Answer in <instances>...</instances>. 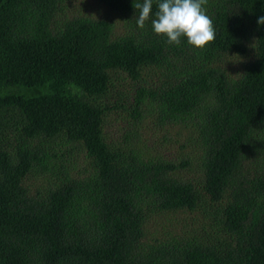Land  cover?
Listing matches in <instances>:
<instances>
[{"label": "trees", "instance_id": "16d2710c", "mask_svg": "<svg viewBox=\"0 0 264 264\" xmlns=\"http://www.w3.org/2000/svg\"><path fill=\"white\" fill-rule=\"evenodd\" d=\"M69 1L0 0V264H264V0H208L216 35L202 49L154 33L158 0L143 29L142 0H97L120 34L65 16ZM250 47L230 73L224 57ZM119 112L133 123L121 139L106 126ZM151 115L197 135L201 182L179 173L190 158L139 146ZM177 211L198 212L202 232L149 238Z\"/></svg>", "mask_w": 264, "mask_h": 264}, {"label": "rangeland", "instance_id": "374dc122", "mask_svg": "<svg viewBox=\"0 0 264 264\" xmlns=\"http://www.w3.org/2000/svg\"><path fill=\"white\" fill-rule=\"evenodd\" d=\"M65 16H91L95 18H109L114 21L115 33L124 32L123 20L120 15L105 6L97 0H71L64 2ZM61 19V17H60ZM254 57V49L250 47V52L246 55H230L225 56L222 61L228 71L233 75H240L243 72L245 65ZM148 84L157 81L159 75L155 69H146L143 72ZM129 82V83H128ZM125 83H128L129 88H132L134 82L126 78ZM155 117L149 116L145 122L139 123L138 132L141 138H138L139 146L143 149L146 155L161 156L166 159L179 160L182 157H188L192 160V165L181 170V177L191 178L201 182V169L199 166L200 147L196 138V134L192 130H187L180 125L168 124L165 127L158 126L154 122ZM133 125L132 119L128 112L113 113L108 117L107 128L113 132V136H118L121 139V134L124 129H128ZM136 127V126H135ZM138 127V126H137ZM193 137V138H192ZM123 142V141H122ZM77 158L78 164L86 162V158L82 153ZM179 162V161H176ZM76 173V172H74ZM28 183L34 190L40 187L43 182L40 177L29 176ZM202 217L198 212L177 211L167 212L162 218L155 216L149 226V238L157 236H168L174 233H186L188 230L192 232H202ZM193 226V227H192Z\"/></svg>", "mask_w": 264, "mask_h": 264}, {"label": "clouds", "instance_id": "9594fccd", "mask_svg": "<svg viewBox=\"0 0 264 264\" xmlns=\"http://www.w3.org/2000/svg\"><path fill=\"white\" fill-rule=\"evenodd\" d=\"M208 0H158L155 18L151 26L155 34L167 38L169 45L177 46L181 38L186 37L187 43L202 49L215 39V28L212 19L207 15L204 5ZM153 0H142L134 4L138 11L136 24L140 29L152 14ZM258 25H264V16L257 20Z\"/></svg>", "mask_w": 264, "mask_h": 264}]
</instances>
